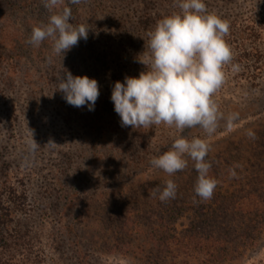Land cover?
<instances>
[{"label":"rangeland","instance_id":"374dc122","mask_svg":"<svg viewBox=\"0 0 264 264\" xmlns=\"http://www.w3.org/2000/svg\"><path fill=\"white\" fill-rule=\"evenodd\" d=\"M204 3L262 52L224 67L213 99L225 118L238 119L230 131L221 120L211 136L199 128L122 127L111 101L115 82L146 71L139 59L147 33L179 11L174 0H63L53 12L42 0H0V214L11 213L0 224V264H264V227L249 234L242 210L256 201L254 191L264 202V0ZM65 6L73 25L89 29L87 40L62 55L51 40L26 42ZM250 66L259 68L255 78ZM64 70L98 82L94 110L71 106L56 91ZM179 136L210 145L206 159L217 187L209 200L194 192L190 159L172 176L150 165ZM169 179L176 197L161 202L153 190ZM235 201L242 203L237 211ZM191 231L224 241L198 252L170 239ZM207 252L224 258L203 260Z\"/></svg>","mask_w":264,"mask_h":264},{"label":"clouds","instance_id":"9594fccd","mask_svg":"<svg viewBox=\"0 0 264 264\" xmlns=\"http://www.w3.org/2000/svg\"><path fill=\"white\" fill-rule=\"evenodd\" d=\"M69 2L79 4L81 0ZM42 3L53 12L63 0H42ZM174 7L179 11L158 20L147 33V50L142 53L143 59H139L146 71L140 72L138 78L126 76L123 83L115 82L111 93L114 111L122 127L133 129L164 125L183 133L185 129L199 128L211 136L219 122L226 119L230 131L238 114L231 113L225 118L213 99L225 82L224 67L233 60L224 39L230 26L209 13L204 0H174ZM71 19V8L63 7L61 12L51 14L46 24L34 27L26 42L39 47L45 40H51L54 54L66 53L80 39L88 38L89 29L73 25ZM232 68L239 70L238 65ZM57 81L56 91L63 94L69 105L94 110L100 94L95 79L74 77L64 70ZM32 146H38L34 139ZM209 151L206 140L179 136L168 151L153 157L150 165L172 176L185 170L190 159L197 173L194 192L206 201L212 198L217 187V181L209 176L211 163L206 159ZM229 174L232 178L236 176L234 169H229ZM176 192L177 185L169 179L163 190L154 189L153 195L158 193V199L167 202L175 199Z\"/></svg>","mask_w":264,"mask_h":264},{"label":"trees","instance_id":"16d2710c","mask_svg":"<svg viewBox=\"0 0 264 264\" xmlns=\"http://www.w3.org/2000/svg\"><path fill=\"white\" fill-rule=\"evenodd\" d=\"M250 23L254 24L253 21H251ZM241 32L242 31L239 30L238 27L235 26L234 29L232 31H229L228 34L224 37L226 43L230 47V49L232 51V54H233V60H232L231 63H242V61H245L247 59V57H253L254 58V57H260L262 55V52L260 51V49L258 47H256V46H254V44H252L250 38L248 39V38H243V37L240 38L239 37V34ZM248 41L251 42L249 46L246 45V42H248ZM250 67L252 68L253 66H250ZM252 69L254 70V74L250 75V78H251V76L253 78H255L257 76V71L259 70V68L258 67H254ZM263 174H264V172H263ZM261 182L262 181H261V178H260L259 184H261ZM253 193L255 195L249 194V196H254V200H256V201L253 202V204H251V207L245 208L247 213L245 212L244 209H242L244 215H248L249 214V217H247L246 221L248 223H250V224H248L250 226L246 230L250 231L249 234H252V235L255 234L254 232H256L258 229H260V228L262 229L264 227V211H263V207H262L264 202L260 200V197L256 196V192L255 191ZM241 205H242V203H240V201H235L233 203L232 209L234 211H237V209L241 208ZM224 211L228 212V209H225ZM257 214H261V217L259 219L260 221L258 223H255L254 218H252V217H254V215L256 216ZM8 216H11V213H9V214L8 213L0 214V224H3V221ZM205 220H207V222L210 223V221H208L207 218ZM260 222H262V223H260ZM216 223L217 222H215L214 225ZM208 236L209 235H205V233H203V232L201 233V236H199L197 233H194V232L191 231V232H189V234H183V235H181L179 237H171L170 239L171 240L172 239L175 240L177 245L179 247L183 248V249H188V247L193 246V244L197 245L198 246V252H201V251L205 252L206 250H208L206 245H210L211 246L214 242L221 243V242L224 241V240L220 239L218 236L215 239L212 238L211 236H209V237ZM210 240H211V242H209ZM168 242L169 241H166L165 244H169ZM205 255L207 256V259L202 257L203 260L210 259L211 261H215L216 260V262H218L217 260H222L224 258L221 255V253H220L219 256H217V254H214V255H212L210 253L208 254V252Z\"/></svg>","mask_w":264,"mask_h":264}]
</instances>
